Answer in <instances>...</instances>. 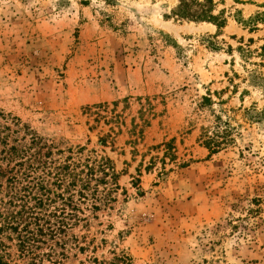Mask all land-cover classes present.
Segmentation results:
<instances>
[{
	"label": "rangeland",
	"instance_id": "374dc122",
	"mask_svg": "<svg viewBox=\"0 0 264 264\" xmlns=\"http://www.w3.org/2000/svg\"><path fill=\"white\" fill-rule=\"evenodd\" d=\"M237 2L213 0L217 34L178 21V0H0V112L54 161L85 148L118 175L114 201L49 244L57 264H264V0ZM207 96L234 127L213 155Z\"/></svg>",
	"mask_w": 264,
	"mask_h": 264
},
{
	"label": "trees",
	"instance_id": "16d2710c",
	"mask_svg": "<svg viewBox=\"0 0 264 264\" xmlns=\"http://www.w3.org/2000/svg\"><path fill=\"white\" fill-rule=\"evenodd\" d=\"M178 1L172 12L178 21L211 24L217 34L226 27L228 18L222 12L215 14L213 0ZM236 3L243 4L237 0ZM257 19L240 17L236 22L251 33L257 30ZM209 38L205 46L220 51L217 36ZM259 50L261 63L253 65L263 67L264 46ZM228 51L232 49L228 47ZM199 108L208 109L213 117L211 131L204 130L200 142L209 155L217 154L232 143L234 127L228 117L223 120L220 115L215 116L210 96L203 98ZM0 119L4 121L0 125V264L14 263L16 258L25 264H57L58 254L49 244H65L67 233L85 222L82 206L89 204L96 212L100 205L113 202L111 193L119 188L118 175L109 158L92 157L94 152L85 148H77L75 153L69 149V156L54 161L52 156H61L64 151L53 153L51 144L23 128L17 119H8L2 112ZM99 144L104 146L105 140L101 138ZM162 147L166 151L159 160L175 162V156L168 154L170 143ZM150 161L152 165L155 159ZM110 183L112 188H107ZM43 248L47 252H41Z\"/></svg>",
	"mask_w": 264,
	"mask_h": 264
}]
</instances>
